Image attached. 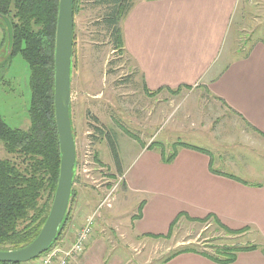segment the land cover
I'll use <instances>...</instances> for the list:
<instances>
[{"label": "rangeland", "instance_id": "374dc122", "mask_svg": "<svg viewBox=\"0 0 264 264\" xmlns=\"http://www.w3.org/2000/svg\"><path fill=\"white\" fill-rule=\"evenodd\" d=\"M82 2L78 14L73 18L74 46L70 70V120L76 150L75 181L72 185L75 200L70 207V222L56 244L68 246L75 231L72 226L80 225L92 214L93 231L89 243L96 241L95 235L104 244V256L98 260L106 264H114V256L119 257L123 264H166L167 256L184 246L214 254L223 246L258 244L260 236L253 227L246 226L247 230L242 235L234 236L218 229L212 221L203 224L188 221L187 213L200 218L205 214L200 210L186 211L190 208L179 203V199L185 202L193 196L183 192L184 195L163 196L165 209L162 217L166 223L182 215L171 236L168 239H143V243H139L130 254L124 251L123 237L130 232V221L138 214L139 204L144 205L149 200L152 207L160 206L156 196L150 195L145 186L146 162L153 152L162 155L161 151H164V157H168L177 141L181 140L210 150L215 158L213 167L216 170L235 173L251 184H264V162L259 148L253 146L255 140L249 145L247 141L243 142L247 146L242 147L241 127L235 129L240 134L239 138L227 140L226 136L231 135V129H234L232 120L226 112L219 111L206 95L200 98L196 90L145 95L134 64L121 50L112 51V38L100 24L102 9L94 7L88 0ZM248 6L251 15L246 18L251 20L241 28L237 38L239 42L248 38L253 28H264V0H252ZM7 43L6 28L0 20V116L8 127L27 130L31 99L29 68L20 55L7 60ZM96 128L107 134L109 139L106 135L101 136ZM184 133L189 136L198 133L207 140L210 134H214L218 136L216 143L223 146L214 145L212 148L190 138L181 139L179 136ZM151 136L155 141L150 147L151 152H146L148 147L141 152ZM218 155L221 160L216 157ZM0 158H7L1 144ZM229 160L233 164L227 165ZM123 179L141 191L127 193ZM170 187L173 191L179 189L176 185ZM224 196L228 197L217 195L213 198L220 200ZM200 197L201 206L204 207L203 200L210 196H195L196 200ZM230 197L236 198V195ZM249 197H239L237 202L244 201L239 205L242 209L227 213L234 222L251 218L264 221V192L253 196L258 201L257 205L247 202ZM153 220L148 215L135 228L134 234L150 232L166 235L169 224L157 226ZM112 221L119 226L108 223ZM236 223L230 224L228 229H242ZM95 254H102L101 248H96Z\"/></svg>", "mask_w": 264, "mask_h": 264}, {"label": "crops", "instance_id": "0c3cea01", "mask_svg": "<svg viewBox=\"0 0 264 264\" xmlns=\"http://www.w3.org/2000/svg\"><path fill=\"white\" fill-rule=\"evenodd\" d=\"M251 2L252 0H132V7L120 27L123 53L134 64L145 95L183 90H196L200 98L203 94L206 95L219 111L226 112L232 120L231 125L234 129H231V135L226 136L227 140L234 141V137L239 138L240 134L235 132V129L241 127L242 147L247 146H244L243 142L247 141L249 145L255 140L256 144L253 146L259 148L264 162V28H253L245 42H239L237 39L241 28L251 20L246 18L247 15H251L248 6ZM197 135L191 137L184 133L179 137L201 142L206 147L223 146L216 143L218 136L214 134H210L208 140ZM152 140L151 136L142 146L141 152L145 147L149 148L146 152H151L150 147L155 142L154 140L151 142ZM177 144L194 146L181 140H178ZM206 151L204 154L179 146L175 157L168 164L163 161L164 151H161L162 155L153 152L148 157L145 186L150 195L156 196L160 206L152 207L149 200L145 201L140 218L131 219L130 232L123 237L124 251L130 254L139 243H143V239H155L151 237L152 235L164 236L162 233L150 232L134 234L135 228L148 215L154 219L157 226L169 224V230L175 217L169 223L162 217L165 209L163 196L168 194L185 193L193 196L191 200L186 199L185 202L179 199V203L190 208L185 209L186 211L200 210L205 214L201 218L213 215L227 228L230 224L236 223L227 213L230 210L242 209L239 205L244 201L237 202L240 200L239 197L250 196L247 202L258 204L253 196L264 192V184H251L235 173L216 170L213 167L215 162L213 153L210 150ZM218 156L216 157L221 160V156ZM227 162V165L233 164L231 160ZM191 178L194 180L190 181ZM183 179L185 181L182 183ZM123 183L127 193L141 191L124 179ZM171 185H176L179 189L173 191ZM234 194L236 198L230 197ZM196 195L210 196L203 200L204 207L201 206V197L196 200ZM217 195L228 197L224 196L220 200L217 197L215 200L213 196ZM77 214L78 217L79 213ZM89 217L72 228L74 227L76 231ZM187 217L201 219L191 216L190 213H187ZM108 223L118 225L116 221ZM104 224L107 226L106 222ZM238 225L241 228L253 227L260 240L258 244H254L257 249L239 253L230 264H264V221L258 222L251 218L248 221H237L236 226ZM93 237L96 241L88 243L75 264H106L99 261L104 256V244L102 245L95 235ZM96 248L97 250L101 248L102 254H95ZM113 259L114 264H123L119 257L114 256ZM166 264L218 263L199 254L183 253Z\"/></svg>", "mask_w": 264, "mask_h": 264}, {"label": "trees", "instance_id": "16d2710c", "mask_svg": "<svg viewBox=\"0 0 264 264\" xmlns=\"http://www.w3.org/2000/svg\"><path fill=\"white\" fill-rule=\"evenodd\" d=\"M82 1L72 0L73 18L78 14ZM88 1L103 11L100 24L112 38V51L121 50L123 53L120 26L132 7V0ZM58 6L59 0H0V15L10 20L13 29V42L7 60L16 55L23 58L29 68L31 92L27 130L8 127L0 116V144L7 155V158H0V251L2 252L23 249L38 236L48 216L59 178L61 154L53 99ZM96 131L109 139V136L99 128H96ZM110 143L113 147L112 142ZM179 146L207 153L206 150L194 146L177 144L168 157L163 156L165 163L172 161ZM232 179L236 180L233 177ZM74 181L73 176V184ZM74 200V193L71 190L67 213L49 249L61 239L69 222L70 207ZM142 207L143 203L139 204L138 214L133 219L140 218ZM180 217L181 214L175 217L166 235L151 237L168 239ZM186 218L190 222L201 224L212 221L227 235H242L247 230V228L228 229L213 215L201 219ZM255 249H257L255 245L223 246L215 250L214 254H210L184 246L171 252L165 262L183 253H195L218 264H230L235 261L239 253ZM0 264L14 263L0 262Z\"/></svg>", "mask_w": 264, "mask_h": 264}, {"label": "water", "instance_id": "95a60500", "mask_svg": "<svg viewBox=\"0 0 264 264\" xmlns=\"http://www.w3.org/2000/svg\"><path fill=\"white\" fill-rule=\"evenodd\" d=\"M7 32V54L13 42L10 20L0 15ZM72 0H59L54 53V119L60 149L59 178L48 216L38 236L25 248L0 251V262L25 264L42 256L53 244L68 210L76 163L70 120V70L73 49Z\"/></svg>", "mask_w": 264, "mask_h": 264}, {"label": "built area", "instance_id": "2783aa9c", "mask_svg": "<svg viewBox=\"0 0 264 264\" xmlns=\"http://www.w3.org/2000/svg\"><path fill=\"white\" fill-rule=\"evenodd\" d=\"M93 229V216L86 219L78 228L68 246L53 245L42 256L34 260L35 264H75L84 253ZM33 262V261H32Z\"/></svg>", "mask_w": 264, "mask_h": 264}]
</instances>
